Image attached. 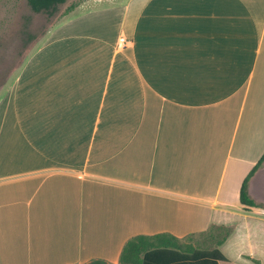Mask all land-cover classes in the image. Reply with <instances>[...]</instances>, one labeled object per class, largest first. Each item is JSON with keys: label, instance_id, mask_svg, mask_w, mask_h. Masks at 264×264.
<instances>
[{"label": "crops", "instance_id": "obj_1", "mask_svg": "<svg viewBox=\"0 0 264 264\" xmlns=\"http://www.w3.org/2000/svg\"><path fill=\"white\" fill-rule=\"evenodd\" d=\"M84 4L0 60V264H123L213 226L222 248L264 155V0ZM247 190L264 216V161Z\"/></svg>", "mask_w": 264, "mask_h": 264}, {"label": "rangeland", "instance_id": "obj_2", "mask_svg": "<svg viewBox=\"0 0 264 264\" xmlns=\"http://www.w3.org/2000/svg\"><path fill=\"white\" fill-rule=\"evenodd\" d=\"M84 1L86 0H67L65 3L58 5L53 15H49L47 12L37 13L33 11L27 0H0V60L10 61L17 51L18 44L20 45L21 56L25 55L29 41L33 42V40L41 37L48 26H54L58 23L65 14L71 11V7L75 8L78 5L75 9L73 8L74 11L71 17L76 16L81 10H90L85 4L79 5ZM16 13L19 14V39L11 38L13 34L12 27L17 26ZM1 64L0 61V67ZM248 83L251 84L250 79L246 80V84ZM253 90L254 88L249 94L245 120L246 117L250 116ZM260 98L262 99V96ZM231 220L233 222L231 228L235 231L220 248L229 259V263L226 264H256L246 257L250 254L260 259V264H264V216L253 210H243L236 211ZM229 233L230 228L213 226L205 233L190 235L183 242H190L198 247L211 248L215 247L217 241L228 236Z\"/></svg>", "mask_w": 264, "mask_h": 264}, {"label": "trees", "instance_id": "obj_3", "mask_svg": "<svg viewBox=\"0 0 264 264\" xmlns=\"http://www.w3.org/2000/svg\"><path fill=\"white\" fill-rule=\"evenodd\" d=\"M67 0H27L31 9L37 13L47 12L53 15L58 5ZM74 7H71L72 10ZM69 10V11H70ZM264 161V155L245 177L241 191L240 201L246 210L258 207L259 204L248 194V182ZM227 236L217 241L211 248L195 246L184 243L178 237L169 233H159L153 236L137 235L130 239L122 253L120 260L123 264H226L228 257L219 248ZM89 264H108L104 260L95 259Z\"/></svg>", "mask_w": 264, "mask_h": 264}, {"label": "built area", "instance_id": "obj_4", "mask_svg": "<svg viewBox=\"0 0 264 264\" xmlns=\"http://www.w3.org/2000/svg\"><path fill=\"white\" fill-rule=\"evenodd\" d=\"M131 42V40L129 38H127L126 36H120L119 38V42H118V47L122 48L125 45H127V43Z\"/></svg>", "mask_w": 264, "mask_h": 264}]
</instances>
